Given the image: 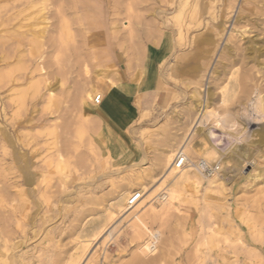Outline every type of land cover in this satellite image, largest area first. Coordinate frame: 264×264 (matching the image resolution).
<instances>
[{
	"label": "rangeland",
	"instance_id": "rangeland-1",
	"mask_svg": "<svg viewBox=\"0 0 264 264\" xmlns=\"http://www.w3.org/2000/svg\"><path fill=\"white\" fill-rule=\"evenodd\" d=\"M176 1L50 0L37 53L26 41L17 48L12 36L1 41L2 31L18 24V2L0 9V264H65L78 254L79 264H264V146L256 135L264 120L249 114L260 97L264 115V75L252 68L264 70L262 0L255 6L252 0H201L204 24L186 33V43H178ZM234 22L237 28L246 22L249 37L230 35ZM193 36L212 38V51L200 41L195 50ZM232 47L239 52H229ZM242 53L246 64L237 58ZM18 61L23 68L8 74ZM96 70L114 82V89L104 88L100 116L87 115L79 98ZM11 76L33 77L39 88L14 119L6 98ZM47 91L55 95L49 108ZM208 93L212 115L199 125L190 109ZM223 95L226 107L219 105ZM224 114L241 126H216L213 120ZM188 136L230 156L229 166H220L225 181L211 185L200 178L197 188L182 191L179 205L153 216L145 198L165 171L159 158L174 149L176 155ZM58 153L70 162L66 182L50 169ZM48 171L54 174L46 185L40 176ZM133 192L142 198L130 208ZM108 209L116 218L106 220ZM203 235L212 237L208 252Z\"/></svg>",
	"mask_w": 264,
	"mask_h": 264
},
{
	"label": "bare ground",
	"instance_id": "bare-ground-1",
	"mask_svg": "<svg viewBox=\"0 0 264 264\" xmlns=\"http://www.w3.org/2000/svg\"><path fill=\"white\" fill-rule=\"evenodd\" d=\"M0 1H1L0 2V9H6L7 3L9 4L11 2V4H12L14 2H18V11L15 15V19L18 21L17 22L18 24H17L15 30H13V31L8 30V29H4L2 31L3 36H1V39H2L1 41L7 40V39L11 38V36H12L15 39H17V43H16L17 48H19L20 46H22L24 44L23 41L27 42L29 50L32 49V51H33V49L35 47H36V49H37V47L41 48L40 46L42 44L41 43L42 40L44 39L45 29L47 27V24H49L47 22L48 20L46 18L45 12L48 11V6H49L48 3L50 2V0H4L3 2H2V0H0ZM74 1H75V3L76 2L80 3V0H74ZM200 1L201 0H195L192 3V2H190V0H180L178 2V4L176 3L178 6V9L175 12V14L173 15V19L175 20V22H177V26L179 29V32L177 33L178 39H179L178 43H180V41L181 42L184 41L186 43L187 42L186 41L187 38L185 36L186 33L189 32V30H191L193 28L200 27L204 24L205 20H203V12H204L205 7H203L200 4L201 3ZM218 1L219 0H212L211 2L214 4ZM75 3H73L74 5L72 4L73 5L72 8L75 7ZM190 3H192V5ZM258 3L259 2L257 0L251 1V4L253 6L258 5ZM260 3L262 6V8H261L262 12H264V0H262V2H260ZM11 7H13V6H11ZM13 8H15V7H13ZM187 9H189L188 12L186 11ZM9 10H11V9H9ZM6 11L8 12V10H6ZM61 11H62V9H61ZM185 11L187 12V17H186L184 25H182L183 18L186 14ZM241 12H242V10H241ZM241 12L239 11L238 16H240V14H242ZM60 13H63V12H60ZM208 14L213 19H217V17L215 16L213 11H210ZM237 18H239L238 21L242 19L241 16L237 17ZM235 24H237V22H234V25L232 27L230 35H233V33H236L234 36L235 37L238 36L239 39L243 38L244 36L249 37L250 32H251L250 31L251 28L248 27V24H246V22L244 23L243 26H240L239 28H237L235 26ZM223 25H225V23H221V26L219 27V30L217 31L218 33L215 32L218 37H221L222 34L224 33L225 27L223 28ZM68 30L69 29L65 25V21L63 20L62 26H61V33L62 34H63V32H64V34L68 33ZM67 35L66 36L64 35V37L66 38ZM200 36H193L190 39V41H191L190 43L194 45V49L195 50L198 49L196 44H197V41L198 42L200 41V43H202L205 46V50L207 52H211L212 49H210L211 47H209V46H211L213 44V42H214L213 39L212 38L211 39H208V38L202 39ZM63 40H64V38H63ZM84 40H85V38H84ZM68 41H69V38H68ZM28 47L26 49H28ZM177 47H179V46L177 45ZM227 47L228 46L224 47V49H223L225 52L228 51ZM39 51L40 50L37 49V51L35 53H37ZM229 52H231V53L235 52L236 53L239 51L237 50V48L232 47L231 50L229 48ZM20 55L21 54H19L18 57H20ZM179 57H180V55H177L175 57V61ZM237 58L241 59L244 64L247 63L248 58L245 56V54L242 53L241 55H237ZM21 62L22 61H18L16 63V65H14L12 68L11 67L8 68V70H9L8 74H10L13 71V68L22 67L24 63L22 65H20ZM4 63H7V62H4ZM5 68H4V70H5ZM41 68L42 67H40V69ZM82 68H83V73L87 74L89 67L84 63ZM252 68L254 69L255 74H259L263 77V75H264L263 71L264 70L262 71V68H259V65L253 64ZM8 70H6V71H8ZM94 73H96V75L94 74V76L92 77L91 86L88 88V90L82 91L79 98H80V103H81L82 107H84V109H86V111H87V115L96 114L97 116L98 115L100 116L101 115V105L103 102V101H101V99H104V97H105L104 88L105 89L107 88L109 90L114 89V82L112 83L107 79V74L104 70H100L98 72L96 70V71H94ZM11 74H14V73H11ZM5 77H7V76H5ZM8 80H10L9 81L10 82V88L8 89V95L6 96V98L12 106V107L10 106L13 110V113H11L12 114L11 118L14 119V117L19 115L20 110L25 108V106L27 104V100L31 95L30 92L32 93V95L35 93H38L39 88L33 82V77H28L27 79H23V77L22 78H16L14 76H11L10 79H8ZM1 81H4V80H1ZM257 95H259V94L257 93ZM46 96H47L46 97V102H47L46 104L49 108L51 106V104L54 102L53 100H54L55 95L49 91ZM210 96H211V94L208 93L204 104L202 103L201 99L196 97L195 106L190 109V113H192L194 118H195L194 121L196 120L195 123L199 122V125L202 124L206 118H208L212 115V112L210 109V105H211ZM96 97H98V99H96ZM95 99H96V101H95ZM229 101H230L229 98L226 97V95L225 96L223 95L220 102H219V105L226 107ZM257 102L262 103L263 101L261 100L260 97H258ZM257 102L253 101L252 103H250L249 114H251V119L257 120L259 122L260 120L261 121L264 120V115H261L260 111L258 110ZM2 111L4 112V109ZM213 121H214V123H216V126H222L224 128L226 126V128H229L231 130H234L235 126H237V127L241 126L239 123H237V120L234 116L228 115V114H224L222 116H216L215 120H213ZM195 132H197V131H195ZM52 133H53V130H52ZM256 135L258 136L257 143L264 146V127L261 126L258 133H256ZM176 148L178 149L179 146ZM174 150L169 151L168 153L166 152L167 154H165L159 158L158 162L162 166V168H165L164 169L165 171L163 172L162 176L156 181L153 190H151V189L148 190L149 194L145 198V200L149 201V209L153 212V216H158L162 213L168 212L170 209L176 207V204L179 205L183 199L182 191L183 190L185 191L187 189V187L197 188L199 185V179L200 178L206 179L208 181V183L211 185L212 184L222 185L225 181L226 174L223 172V170L220 171V166H222V168H225V167H228L229 164L231 163V158L229 155L222 156L219 153V151H217L215 148L210 147V146L195 145L191 142V138L189 136L185 138L184 142L181 144L180 148L178 149L176 155H174V152H176V150L175 151ZM190 152L199 158L194 163L189 160L187 155H185V154L190 153ZM178 154H181V156L185 157V164L180 169H177L175 167L174 161L172 162V159L173 158L175 159ZM22 157H23L22 159L24 160L23 165L26 167V160H25L24 155H22ZM50 162H51L50 169L54 170V173L58 174V176L60 177L61 180H63V182H66V180L71 179L70 178L71 177L70 176V171H71L70 170V167H71L70 162H68V160H66L60 153L57 154V156L55 157V160H51ZM207 166H209L211 169L206 171V173H204L202 169H205V167H207ZM54 173L50 172V171L43 173L40 176L42 178L41 180H44L46 185L49 184L50 176ZM142 180H143V177L140 176L139 181H138L140 183V187L143 186L141 184ZM44 181H43V183H44ZM262 181L264 182V178H262ZM163 190H165V191L163 193H161ZM144 191H146V190H144V187H143L141 192H144ZM156 191H159V193L154 195ZM137 193L139 194V197L141 200L142 197H141L140 192L131 193L129 195V197L127 196L128 197V200H127V206L128 207L132 208L140 201L139 200L133 206L129 205L130 198ZM122 206H123V204H119V205H117L116 208L119 210L122 208ZM107 212H108V214L106 216V220H112L113 218H116V216L118 215V213L114 209H108ZM249 228H250L249 230H252V232H253L255 227H249ZM105 231H106V225L103 228L101 227V230L98 232V234L95 236L94 239L98 238V236L100 234L104 233ZM209 231H210V228H209ZM213 234H214V231H213ZM217 235H219V234H217ZM211 238L212 237H210V236H205V235L202 236L200 243H201V246L204 248L203 251L208 252V250H210L212 248V244H213L212 242L213 241ZM86 246L88 247L89 245H86ZM86 246H84L85 248L83 247L84 250H87ZM206 252H199L202 258L206 255ZM80 258H81V256L79 254L75 255V257L71 258V260L68 259L69 261L68 262L66 261L65 264H79ZM234 262H236V261L234 260Z\"/></svg>",
	"mask_w": 264,
	"mask_h": 264
},
{
	"label": "built area",
	"instance_id": "built-area-1",
	"mask_svg": "<svg viewBox=\"0 0 264 264\" xmlns=\"http://www.w3.org/2000/svg\"><path fill=\"white\" fill-rule=\"evenodd\" d=\"M174 164H175V167L177 169H180L184 166L185 164V157L184 156H181V154H178L176 156V158L174 159ZM206 169V170H205ZM205 169H202L204 173H206V171L210 170L211 168L209 166L205 167ZM140 200V197H139V194H135L133 195L130 200H129V205L130 206H133L135 205L138 201Z\"/></svg>",
	"mask_w": 264,
	"mask_h": 264
}]
</instances>
